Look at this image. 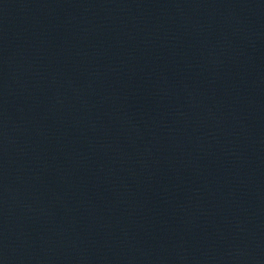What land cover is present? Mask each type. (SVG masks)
Here are the masks:
<instances>
[{
  "label": "water",
  "instance_id": "obj_1",
  "mask_svg": "<svg viewBox=\"0 0 264 264\" xmlns=\"http://www.w3.org/2000/svg\"><path fill=\"white\" fill-rule=\"evenodd\" d=\"M0 264H264V0H0Z\"/></svg>",
  "mask_w": 264,
  "mask_h": 264
}]
</instances>
